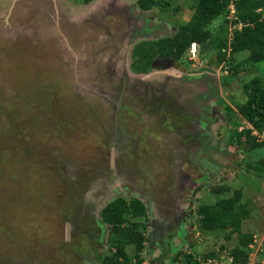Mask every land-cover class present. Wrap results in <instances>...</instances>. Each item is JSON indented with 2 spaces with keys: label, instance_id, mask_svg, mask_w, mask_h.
Returning <instances> with one entry per match:
<instances>
[{
  "label": "rangeland",
  "instance_id": "1",
  "mask_svg": "<svg viewBox=\"0 0 264 264\" xmlns=\"http://www.w3.org/2000/svg\"><path fill=\"white\" fill-rule=\"evenodd\" d=\"M33 1L0 0V264H102L115 236L98 212L115 197L144 206L130 217L141 224L142 248L122 244L126 264H187V254L230 264L237 236L201 230L194 211L233 189L248 209L240 232L255 234L246 264H264V178L255 163L264 145L227 143L240 85L252 75L264 81V59L230 73L212 48L195 44L192 59L187 50L172 68L136 73L132 45L171 34L193 0L145 12L135 0ZM221 24L222 15L206 25L213 40ZM245 54L233 53V63ZM255 136L264 141V129Z\"/></svg>",
  "mask_w": 264,
  "mask_h": 264
},
{
  "label": "trees",
  "instance_id": "2",
  "mask_svg": "<svg viewBox=\"0 0 264 264\" xmlns=\"http://www.w3.org/2000/svg\"><path fill=\"white\" fill-rule=\"evenodd\" d=\"M77 1L86 4L91 0ZM165 1L135 0V5L143 11L151 10L157 5H161L160 9H165L168 4ZM229 3L233 4V17L230 19L227 17ZM190 6L192 12L189 19L178 25L171 34L155 39L141 40L132 45L129 62V68L132 71L145 73L150 69L151 61L157 56L181 60L185 58V52L191 42L199 47L212 48L216 53L217 65L224 67L222 64H226L230 73H237L244 63L253 64L264 59V0H193ZM221 15L223 24L219 29L223 34L213 40L206 25ZM236 23H240V27L239 29L233 28L228 39V25L231 24L234 27ZM241 51L246 52L245 56L233 63L232 54ZM240 90L244 94V99L236 104L238 119L233 123V132L228 135L227 143L236 146L244 145L243 147L247 151H253L263 146L264 141L251 134V130L247 127H243L241 130L236 128L239 123L245 121L257 133H262L264 129V81L260 76L252 75L241 83ZM255 161L259 166L257 173L264 178V155ZM219 189L227 191L229 188L226 185H221ZM243 202L246 203L241 200V191L233 189L230 195L218 197L212 203L199 204L194 211L196 224L201 230L208 232L225 230L227 237L231 234L237 236V244L228 250L231 255L230 264H246L250 250L249 245L252 242L253 233L240 232L239 228L240 220L248 215V209ZM98 213L101 222L108 225L110 232L115 236V240L111 242L113 251L109 254H102L101 263L126 264L128 254L122 244H133L134 248L139 251L145 238L138 228V225L141 224L130 220V217L144 214L142 202L133 197L129 199L115 197L104 204ZM209 256H213V252L202 257ZM136 259V264H138L141 259ZM186 260L187 264H199L195 260H191L189 254H187ZM253 264L261 263L256 261Z\"/></svg>",
  "mask_w": 264,
  "mask_h": 264
},
{
  "label": "flooded vegetation",
  "instance_id": "3",
  "mask_svg": "<svg viewBox=\"0 0 264 264\" xmlns=\"http://www.w3.org/2000/svg\"><path fill=\"white\" fill-rule=\"evenodd\" d=\"M34 3L36 2L35 0L33 1ZM41 2V3H40ZM40 2L38 1L37 2V6L38 7H42V5H44L45 4V2H46V0H40ZM50 2H51V4H53V2H52V0H50ZM48 3V2H47ZM55 4H56V1H55ZM89 4V3H88ZM56 6V5H55ZM52 9H53V6H52ZM45 12H46V10H45ZM7 25V24H6ZM159 58H162L163 60V63L162 64H159V62H158V59ZM156 59V65H157V68H163V66L165 65V64H168L171 60H173L172 58H169V57H157V58H155ZM174 62H175V60H173V63H172V65L174 64ZM171 65V67H173ZM162 66V67H161ZM161 101H162V99H161ZM160 135V134H159ZM159 135L157 136V137H159ZM157 137L156 138H154V140H156L157 139ZM155 148H157V149H159L158 147H155ZM158 180V181H157ZM167 181V176L166 177H163L162 179H155V178H153V179H151V183L149 184V185H152V186H154V187H156L155 185H154V183H165ZM154 192H155V190H154ZM102 197H98V200H100ZM179 203V202H178ZM177 203V204H178ZM96 204V202L94 203V205ZM93 205V203L91 204V206ZM90 206V207H91ZM91 208H88V214H90V216H91V223L93 224L94 222H97V220H95V218H93V216H94V214L92 215V213H93V211L92 210H90ZM174 209H178V208H174ZM181 212V211H180ZM178 214H179V210H178ZM158 233H160V231H158ZM158 233H154V231L153 232H151V235H154L153 237H155ZM102 247H100L99 248V254L102 252ZM83 264H86L85 262H83Z\"/></svg>",
  "mask_w": 264,
  "mask_h": 264
},
{
  "label": "built area",
  "instance_id": "4",
  "mask_svg": "<svg viewBox=\"0 0 264 264\" xmlns=\"http://www.w3.org/2000/svg\"><path fill=\"white\" fill-rule=\"evenodd\" d=\"M228 15H227V17L230 19V18H232L233 16H232V14H233V4L232 3H229V5H228ZM237 28V29H239V27H240V23H236V26H234L233 27V25H231V24H229L228 25V35L230 36V32H231V30L233 29V28ZM188 52H189V56H187L188 57V59H192V57H194V44L193 43H191L190 44V46H189V48H188ZM226 71H223V73H225ZM243 127H247V128H249L251 131H250V133L251 134H253V135H256V130H254L247 122H245V121H242L241 123H239V125L237 126V130H241ZM253 236H255V235H253ZM252 236V237H253ZM253 240V239H252Z\"/></svg>",
  "mask_w": 264,
  "mask_h": 264
},
{
  "label": "crops",
  "instance_id": "5",
  "mask_svg": "<svg viewBox=\"0 0 264 264\" xmlns=\"http://www.w3.org/2000/svg\"><path fill=\"white\" fill-rule=\"evenodd\" d=\"M92 1V0H91ZM90 2V1H89ZM88 2V3H89ZM88 3H86V4H88ZM81 4H83V3H81ZM134 7L135 8H137V6L134 4ZM140 10V9H139ZM141 11H143V10H141ZM143 12H145V11H143ZM162 33V32H161ZM160 33V34H161ZM162 35H166V34H161V35H159V36H162ZM168 35V34H167ZM158 36V37H159ZM45 39V38H44ZM145 40V39H144ZM141 41V40H140ZM44 42H45V40H44ZM46 47V44H44V48ZM47 48V47H46ZM27 49H29V50H31V51H33L34 53H36L37 51H36V49H35V47L34 48H27ZM49 49V48H48ZM131 49V48H130ZM29 50H28V53L30 54V52H29ZM45 50V49H44ZM129 53H130V50H129ZM33 58H35L36 59V57L38 58L39 57V55H36V56H32ZM129 57H130V54H129ZM157 58V57H156ZM155 59V58H154ZM153 59V61H152V66H150V68H157V65L154 63V62H156V60H154ZM46 60V62L49 64V59H45ZM174 60V59H173ZM173 60H171L168 64H166V66H168V67H171V65H172V63H173ZM175 61H177V60H175ZM129 62L130 61H128V68H129ZM165 66V65H164ZM163 66V68H165ZM173 66V65H172ZM162 67V66H161ZM47 68H50V67H48L47 66ZM78 68V67H77ZM172 68V67H171ZM38 86V85H37Z\"/></svg>",
  "mask_w": 264,
  "mask_h": 264
},
{
  "label": "water",
  "instance_id": "6",
  "mask_svg": "<svg viewBox=\"0 0 264 264\" xmlns=\"http://www.w3.org/2000/svg\"><path fill=\"white\" fill-rule=\"evenodd\" d=\"M13 1V0H12ZM54 6H55V3H54ZM150 66H152V63L150 64ZM200 71H203V70H206V71H209V72H212L213 70L211 68H209L208 66H202L199 68Z\"/></svg>",
  "mask_w": 264,
  "mask_h": 264
},
{
  "label": "clouds",
  "instance_id": "7",
  "mask_svg": "<svg viewBox=\"0 0 264 264\" xmlns=\"http://www.w3.org/2000/svg\"><path fill=\"white\" fill-rule=\"evenodd\" d=\"M191 43H193V44L195 45V43H194V42H191ZM191 43H190V44H191ZM190 44H189V46H190ZM189 46H188V48H189ZM187 50H188V49H187Z\"/></svg>",
  "mask_w": 264,
  "mask_h": 264
}]
</instances>
